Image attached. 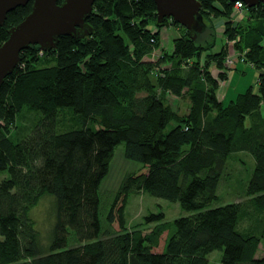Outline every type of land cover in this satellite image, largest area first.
Wrapping results in <instances>:
<instances>
[{"label": "trees", "instance_id": "obj_1", "mask_svg": "<svg viewBox=\"0 0 264 264\" xmlns=\"http://www.w3.org/2000/svg\"><path fill=\"white\" fill-rule=\"evenodd\" d=\"M198 1L202 16L228 21L218 53L176 22L184 35L165 53L159 32L168 19L158 22L153 0H96L87 19L92 33L61 36L45 52L51 66H36L37 46L21 51L0 87V264H209L214 251L219 264H264V222L258 232L242 231L243 203L222 204L219 196L232 155L245 151L254 170L244 194L264 215V5L246 7L238 22L235 2ZM32 5L8 13L0 45ZM231 43L259 77L256 90L225 103L219 83L228 77L212 67L225 68ZM159 48L156 61L145 60ZM168 94L188 98L185 116ZM58 109L72 111L81 126L59 131ZM23 112L31 131L14 142L10 132ZM119 146L147 171L125 175L107 217L119 230L105 231L100 190ZM139 192L186 214L165 221L164 213H150L149 231L129 229L126 208ZM44 195L54 199L55 216L46 243L29 215Z\"/></svg>", "mask_w": 264, "mask_h": 264}, {"label": "rangeland", "instance_id": "obj_2", "mask_svg": "<svg viewBox=\"0 0 264 264\" xmlns=\"http://www.w3.org/2000/svg\"><path fill=\"white\" fill-rule=\"evenodd\" d=\"M207 15V14H206ZM236 17L235 20L238 22L244 21V17H237V14H233ZM216 18V17H214ZM203 21L205 22L207 29L204 36H201V41L203 44L208 45L210 48L207 51L211 53H218L222 49L224 43L223 39L227 20L224 21V25H221L220 18L209 20L208 17L203 16ZM176 23L170 18L167 22H164V26L160 28L159 36L161 48H164L165 53H172L174 50V39L180 35H184V30L182 28L178 29L175 25ZM225 26V27H224ZM228 26V25H227ZM214 44V45H213ZM161 48L156 49L152 55L146 57L145 60L156 61L161 53ZM231 49V50H230ZM53 50V49H51ZM50 50V51H51ZM230 50V52H229ZM41 51V50H40ZM43 52V51H41ZM39 53L40 57L36 66L38 68L51 66L54 64V57L50 55H45ZM231 55V56H230ZM230 57V58H229ZM228 58L229 61L225 68L219 72L212 67L214 75L226 74L228 81L226 83H219V91L222 95L218 97L220 101L225 100V103L230 102L238 94L244 92L249 86L257 89V79L259 77V69H255L254 66L249 65L244 57H241V53L236 50L232 44H229L228 48ZM163 63V62H161ZM172 63L164 64L165 69L171 68ZM156 78H153L155 82ZM224 89V92H222ZM166 102L171 105L179 116L183 117L188 113L190 103L186 97H176L171 94L166 96ZM261 112L264 114V104L261 105ZM31 119V115L27 113H22L18 117L15 127L12 128L10 132L11 139L14 142H20L25 136H28L31 128L26 124V121ZM57 126L59 131H67L81 126L79 118L68 109H58L57 110ZM254 170V160L250 154L245 151L235 152L229 162V166L226 170L225 178L221 184L219 196L220 202L222 204L229 203L231 201H241L244 205V212L240 220V228L245 232H258L264 222V215L255 208L252 204L251 199L244 194L246 183ZM147 169L144 168L140 163L129 160L125 157L124 147L119 146L115 151L114 159L111 163L110 172L105 178L101 190V210L102 219L104 223L105 231H117L119 226L117 222L113 225L107 220L108 211L110 210L120 184L126 174L130 172H146ZM6 177V174H0V181ZM54 199L49 195H44L29 211L30 217L36 223L37 229L40 231L43 241L46 243L51 228L54 224V210H53ZM150 213H164L165 221H172L176 218L184 216L186 212L181 209L178 203H173L168 200L155 198L147 193L139 192L134 193L130 196L128 206L126 208L127 216V226L129 229L140 227L144 231H149L154 224H144V217ZM167 233L164 234L163 239L166 237ZM162 239V241H163ZM163 244V242H162ZM163 246L159 248V251ZM264 250V244L261 245L259 255H262ZM221 257L220 251H214L209 255V264H219Z\"/></svg>", "mask_w": 264, "mask_h": 264}, {"label": "water", "instance_id": "obj_3", "mask_svg": "<svg viewBox=\"0 0 264 264\" xmlns=\"http://www.w3.org/2000/svg\"><path fill=\"white\" fill-rule=\"evenodd\" d=\"M31 0H0V26H3L9 12ZM96 0H33L31 12L17 25L8 29V38L0 45V87L20 63V53L31 46L41 51L55 49L61 36L75 39L92 33L87 23ZM157 7V20L172 19L184 26L190 37L196 40L205 33L207 26L201 14L198 0H153ZM243 1L247 7H254L264 0Z\"/></svg>", "mask_w": 264, "mask_h": 264}, {"label": "built area", "instance_id": "obj_4", "mask_svg": "<svg viewBox=\"0 0 264 264\" xmlns=\"http://www.w3.org/2000/svg\"><path fill=\"white\" fill-rule=\"evenodd\" d=\"M246 4L243 1H236L235 2V6H234V10H233V14H237V17H244V13L246 11ZM236 18V17H235ZM237 21V20H236ZM232 44V43H231ZM231 50V49H230ZM229 50V52H230ZM231 56V55H230ZM230 58V57H229ZM228 55L226 58V64L229 61ZM228 80H223L221 81V87H222V83H226ZM222 92H224V89H222ZM219 95H222L221 91H219Z\"/></svg>", "mask_w": 264, "mask_h": 264}]
</instances>
